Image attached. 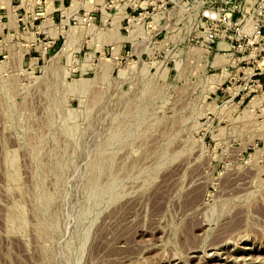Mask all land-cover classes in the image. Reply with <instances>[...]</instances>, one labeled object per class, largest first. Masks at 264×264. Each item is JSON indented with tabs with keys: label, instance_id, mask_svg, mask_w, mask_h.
Here are the masks:
<instances>
[{
	"label": "rangeland",
	"instance_id": "rangeland-1",
	"mask_svg": "<svg viewBox=\"0 0 264 264\" xmlns=\"http://www.w3.org/2000/svg\"><path fill=\"white\" fill-rule=\"evenodd\" d=\"M201 12L0 0V264H264V51Z\"/></svg>",
	"mask_w": 264,
	"mask_h": 264
},
{
	"label": "built area",
	"instance_id": "built-area-1",
	"mask_svg": "<svg viewBox=\"0 0 264 264\" xmlns=\"http://www.w3.org/2000/svg\"><path fill=\"white\" fill-rule=\"evenodd\" d=\"M197 1L202 7V27L208 51H217L221 55L249 52L246 62L255 63L264 51V0ZM257 45L261 46L259 50Z\"/></svg>",
	"mask_w": 264,
	"mask_h": 264
},
{
	"label": "bare ground",
	"instance_id": "bare-ground-1",
	"mask_svg": "<svg viewBox=\"0 0 264 264\" xmlns=\"http://www.w3.org/2000/svg\"><path fill=\"white\" fill-rule=\"evenodd\" d=\"M117 53V52H116ZM119 54V53H118ZM219 56V55H218ZM218 58H220V56L218 57ZM218 60V59H217ZM221 63H222V59H221V61H220ZM249 72V71H248ZM216 75H218V74H216ZM220 77H221V75H220ZM220 82H221V80H219ZM219 244V243H218ZM218 246V245H217ZM212 247V246H211ZM222 247V246H221ZM239 249V248H238ZM246 249V248H245ZM217 252H219L218 250H217ZM228 253V252H227ZM219 254V253H218ZM227 255V254H226ZM234 255V254H233ZM208 257V256H207ZM228 257V256H227ZM229 259V258H228ZM234 259V258H233ZM237 260V259H236ZM240 260V259H239ZM252 261V260H251ZM239 262V261H238Z\"/></svg>",
	"mask_w": 264,
	"mask_h": 264
}]
</instances>
